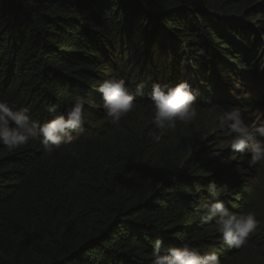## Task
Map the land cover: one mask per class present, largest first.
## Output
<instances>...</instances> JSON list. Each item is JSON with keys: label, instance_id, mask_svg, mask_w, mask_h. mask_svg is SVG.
Wrapping results in <instances>:
<instances>
[{"label": "trees", "instance_id": "trees-1", "mask_svg": "<svg viewBox=\"0 0 264 264\" xmlns=\"http://www.w3.org/2000/svg\"><path fill=\"white\" fill-rule=\"evenodd\" d=\"M263 71L264 0H0V100L46 123L83 96L88 121L54 152L39 141L15 152L0 144V264H151L157 238L216 252L224 264L219 251L232 249L200 220L206 186L227 185L220 199L231 208L261 163L247 154L208 172L231 149L205 146L199 161L174 163L186 140L155 127L150 95L155 83L187 81L197 111L248 108L264 94ZM234 75L257 92L233 100ZM109 77L136 94L116 125L98 90Z\"/></svg>", "mask_w": 264, "mask_h": 264}, {"label": "clouds", "instance_id": "clouds-1", "mask_svg": "<svg viewBox=\"0 0 264 264\" xmlns=\"http://www.w3.org/2000/svg\"><path fill=\"white\" fill-rule=\"evenodd\" d=\"M143 84L137 85L136 93H143ZM103 96L102 108L109 121L116 125L133 111L136 94L123 78L109 77L99 85ZM187 81L175 86L155 83L150 99L154 105L153 123L160 132L175 130L177 122L189 124L198 116L196 97ZM86 98L78 96L66 113L56 115L46 123L33 119L26 108H15L0 100V144L9 152H15L31 141H39L47 152H54L72 144L85 132L88 122L84 115ZM54 112V106H49ZM219 127L226 131L231 139L226 147L242 157L251 154L249 164H264V123L250 128L239 107H230L218 117ZM160 140L159 135L153 137ZM211 201L201 204L202 222L215 224L221 242L229 249L242 248L251 234L258 227L259 221L252 212L234 214L220 199L221 191L227 192L228 186L218 189L216 181H209L206 186ZM151 264H221L216 252H201L189 243L182 242L181 247L164 246L162 238L153 242Z\"/></svg>", "mask_w": 264, "mask_h": 264}, {"label": "rangeland", "instance_id": "rangeland-1", "mask_svg": "<svg viewBox=\"0 0 264 264\" xmlns=\"http://www.w3.org/2000/svg\"><path fill=\"white\" fill-rule=\"evenodd\" d=\"M261 74L264 81V71ZM235 79H237L236 75L233 77H226L227 84L229 85L228 90H230L233 100L239 101L246 94H249V92H257L256 90L254 91L256 83L251 84L245 80H240L239 78L238 81H235ZM258 97L259 96L256 94L252 96L255 101H252L251 106L248 108L246 105L231 106L239 107L241 109L245 117V122L250 128H255L264 123V94L260 95V98ZM261 100H263V102H261ZM227 108H230V106L224 104L204 109L203 111L198 110L197 118L191 123L184 124L177 122L175 130L168 131L173 138L178 139L179 141L180 139H185V143H187V151H179V153H177L179 156L174 159L176 160L174 163H178L180 166H185L190 157H196V160L199 161V157H201L204 152L201 151L203 146L206 147L204 149L205 151L212 149L221 151L223 148L230 149L229 147H226V145L229 144L231 136L226 131H222L218 123L219 115ZM143 117L145 118V116ZM215 152H210V154ZM226 156V159H223V157L214 159L217 164L213 166L211 165L213 160L208 162L206 168L208 172H212L217 167L227 165L235 167L238 164L237 162H239L238 159L244 160L246 158L245 155L242 157L239 153H235L232 150L229 154H226ZM246 196L249 201H247V203L245 202L247 205L245 209L242 210V205H240V203L243 202ZM246 196H239L237 198L238 204L230 205L231 208H229V210L234 214L252 212L256 215L259 224L249 237L248 242L242 248H232L231 251L225 253L222 250L219 251L222 256H225V259L228 258L223 262L224 264H264V164L258 166L257 174L250 180V188L248 190V195ZM232 202L233 201H231V204H233ZM236 208L238 209L236 210ZM212 224L214 226L212 229L216 228L215 224ZM224 248L228 249L226 246H224Z\"/></svg>", "mask_w": 264, "mask_h": 264}]
</instances>
